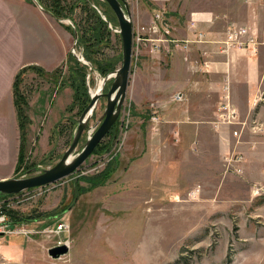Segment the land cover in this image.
Wrapping results in <instances>:
<instances>
[{
    "label": "rangeland",
    "instance_id": "1",
    "mask_svg": "<svg viewBox=\"0 0 264 264\" xmlns=\"http://www.w3.org/2000/svg\"><path fill=\"white\" fill-rule=\"evenodd\" d=\"M76 1L64 0L62 5L71 7ZM128 1L132 17H136L142 8L146 9V4L152 13L168 14L165 6L153 5L152 0ZM98 2L113 16L103 5V0ZM233 2L237 3L241 17L235 22L250 26L249 8L241 6L238 0H194L193 9L197 6L198 11H208L210 7ZM182 4L175 0L170 5L173 11H169L179 25L186 21L181 16L183 13H179ZM260 12L264 13V10L261 8ZM86 17L82 8L77 9L76 21L82 23ZM65 25L70 23L64 22ZM220 29L222 32L225 28ZM66 30L72 34L74 48V33ZM110 30L111 43L103 48L100 56L118 57V69L122 66V39L119 40V34ZM258 38L262 43L259 53L241 56L244 61L251 62L245 67L252 70L255 66L260 73V90L255 98L259 96L261 103L252 116L264 123V36L258 35ZM77 52L83 55V49L78 46ZM146 52L137 60L133 59V74L141 72L144 67L149 72H169V63ZM65 63L53 71L34 65L17 73L16 91L22 114L21 120L18 117V157L14 166L2 169L7 172L0 173L1 178L39 174L57 164L70 146L80 108ZM102 80L103 77L93 71L89 77V92L96 91ZM111 83H107L105 91L109 90ZM139 95L135 92V96ZM241 95L239 92L234 99L236 107L241 103ZM250 95L252 98L254 92ZM153 101L156 99L146 102L147 110H140L142 120L148 123L153 113L151 102L161 114L159 105ZM106 104V99L99 102L89 128L94 129L100 121ZM242 110H239L241 120L247 121L249 111L246 107ZM138 115L129 90L120 115L121 122L115 130L116 137L106 150L94 152L76 173L60 182L0 197V219L6 220L12 232L2 236L0 264H264V137L254 134L247 126L239 141L231 134L241 126L226 128L231 148L227 153L242 152L244 156L242 174L227 172L223 159L215 158V143L206 138L182 167L177 165L179 163L153 170L150 167L147 175L143 166L148 150L152 151L156 145L159 148L164 146L160 150L167 159L170 156L176 158L177 151L168 140L163 145L160 142L147 144L145 128H140L139 139L133 136L136 135ZM143 122L138 124L145 126L147 123ZM123 132H126L125 140ZM88 133L83 134L75 154L82 150ZM104 139L110 142L109 137ZM160 150L158 154L161 155ZM108 168L109 173L100 185L95 186L98 175ZM180 170L185 171L190 182L184 186L179 181ZM152 175L160 178V183H153ZM257 189L259 192L255 194ZM9 212L18 217L19 224L13 223L15 220ZM63 221L70 226L68 233H50ZM66 240L69 253L53 259L49 250ZM14 244L19 245L18 249H9V245ZM11 250L19 252L12 256Z\"/></svg>",
    "mask_w": 264,
    "mask_h": 264
},
{
    "label": "crops",
    "instance_id": "2",
    "mask_svg": "<svg viewBox=\"0 0 264 264\" xmlns=\"http://www.w3.org/2000/svg\"><path fill=\"white\" fill-rule=\"evenodd\" d=\"M152 1L153 5L158 7L165 6L164 10L167 9L168 13L166 17L177 26L175 36L178 38L191 35L188 26L192 20L197 21L199 27L210 37L218 38L223 37L231 22L241 19L236 2L210 7L208 11H198L197 6L193 9L194 0H177V4L183 2L179 13H183L181 16L186 18L184 25H179L178 20L169 12L173 11L170 5L174 4L175 0ZM238 2L241 6L249 8L250 26L255 28L258 35L264 36V13L260 12L261 8L264 10V0H238ZM33 3L26 0H0V173L7 172L2 169L14 166V160L18 157L19 125L14 99V82L17 73L26 66L34 65L53 71L67 60L73 48L72 34H69L70 32L68 33L63 26L64 22L56 20L44 11L35 0ZM146 9L139 10L138 15L133 17L134 22L141 24L152 22L156 12L152 13L147 4ZM222 26L225 29L220 32ZM212 47V44L201 46L209 49ZM146 51L151 52L153 58H160L169 63L170 70L149 72V69L144 67L141 72H134L129 90L139 115L138 121L135 122L136 135L133 136L139 139L140 128H145L147 144L160 142L163 145V142L168 140L169 144L176 146L177 157L170 156L168 160L160 150L164 146L159 148L156 145L161 155L155 147L152 151L148 150L143 172L148 175L150 167L153 170L166 164L172 167L179 163L177 165L182 167L185 160L196 153L206 138L213 140L217 149L215 158L222 161L227 150L231 149L230 134L228 135L226 127L216 128L212 124L216 119L222 84L225 78L229 77L234 99H237L239 92L242 94L241 103L237 107L239 106L241 110L246 107L250 113L255 94L260 90V73L257 72V68L253 66L251 70L245 67L251 62L244 61L242 52H232L228 57L215 55L211 58L213 61L211 71L205 73L198 69V63L203 60L199 48L185 52L176 50L173 46L171 48L165 46L160 52H152L149 47H145L142 53H147ZM135 92L140 93L139 97L135 96ZM177 92L185 93L187 99L180 103L174 102L172 97ZM251 92H254L252 98H250ZM155 99L156 101L153 102L159 105L162 119L158 126L151 121L148 123L142 120L143 113L140 111L146 108V102ZM139 122L147 124L144 126L138 124ZM173 159L178 161L174 162ZM178 173L179 181L183 186L190 183L185 177V171L180 170ZM0 179L4 178L0 177ZM152 179L153 183H160V178L152 175ZM18 246L9 245V249L11 247L18 249ZM17 252L19 251L11 250L10 254L13 256Z\"/></svg>",
    "mask_w": 264,
    "mask_h": 264
},
{
    "label": "built area",
    "instance_id": "3",
    "mask_svg": "<svg viewBox=\"0 0 264 264\" xmlns=\"http://www.w3.org/2000/svg\"><path fill=\"white\" fill-rule=\"evenodd\" d=\"M105 19V18H104ZM110 29L119 34L118 26L109 24ZM115 27V28H114ZM177 26L171 19H168L161 11H156L151 23L141 24L137 21L134 22V52L133 59H138L141 55L143 48L149 47L152 52H160L167 46L171 48L173 46L176 50L188 52L195 48H199L203 57L202 62L198 63V69L200 72L208 73L212 68V57L215 55L229 56L232 52H242V54L257 55L259 53L262 43L259 41L258 35L255 29L249 25H241L236 22H232L228 25L223 37L212 38L201 29L198 22L192 20L189 23L190 36L186 38H178L175 36ZM212 44V48H201L203 45ZM72 53L76 58L86 64L85 58L82 54L77 52V47ZM84 59V60H83ZM89 84V78H88ZM90 92H93L90 90ZM187 99V95L183 92H177L173 95L172 100L176 103L184 102ZM261 98L257 96L253 102V107L249 113V119L247 121L241 120V114L239 109L235 106L231 82L229 77H226L221 88V94L216 110V119L212 122L213 126L219 128L224 126L231 129L232 126H241L240 129L232 131L233 138H237L239 141L242 138L244 129L250 126L252 132L264 137V123L260 122L258 118H253L252 112L260 105ZM153 111L151 121L154 124L161 122V114L155 109V104H151ZM121 122V120H120ZM251 124V125H250ZM92 132V131H91ZM123 138L126 139V132H123ZM124 142V141H123ZM223 163L226 166L227 172H233L236 174H242L244 171L245 159L242 152H229L223 157ZM259 189L255 191L258 194ZM10 225L6 220L0 219V246L2 235L12 234L10 231ZM70 226L66 222H60L58 225L50 230V233L55 235H61L68 233ZM60 242L59 244L69 245V242Z\"/></svg>",
    "mask_w": 264,
    "mask_h": 264
},
{
    "label": "water",
    "instance_id": "4",
    "mask_svg": "<svg viewBox=\"0 0 264 264\" xmlns=\"http://www.w3.org/2000/svg\"><path fill=\"white\" fill-rule=\"evenodd\" d=\"M103 1L111 8L118 22V32L122 39V66L113 73L103 77L96 92H89L91 101L78 119L77 128L74 131L72 142L59 162L53 167L45 169L36 175L1 179L0 197L3 195H16L26 190L45 187L70 177L91 157L114 125L119 124L120 115L127 100L133 76L134 20L129 8L128 0ZM35 2L38 4L37 0H35ZM38 5L42 7L40 4ZM103 18L106 20L105 16H103ZM61 21L73 25L69 19ZM73 28L75 37L74 51L77 47L78 32L75 25H73ZM87 64L90 67V73L87 77L88 79L93 73V68L88 62ZM109 81H112L111 86L108 91H105ZM102 99H106L107 101L106 109L94 129L89 128L90 121ZM84 133H88L87 141L82 150L75 154ZM68 253L69 247L65 244L57 245L49 250V255L53 259H59Z\"/></svg>",
    "mask_w": 264,
    "mask_h": 264
},
{
    "label": "trees",
    "instance_id": "5",
    "mask_svg": "<svg viewBox=\"0 0 264 264\" xmlns=\"http://www.w3.org/2000/svg\"><path fill=\"white\" fill-rule=\"evenodd\" d=\"M38 4H40L43 9L51 14L56 20L61 21L65 19L71 20L73 25L77 28L78 36H77V46L83 49V56L85 60L91 65L93 71H97L102 77H106L110 73H113L117 70V64L119 62L118 57L114 56L111 58H102L100 53L103 51V48L110 45L111 41V33L112 31L109 28V24H113V26H118V22L116 17L114 16L113 11L110 9L108 4L104 2L103 5L107 7L112 13L113 16L105 11L102 7H100L98 0H77L71 7H65L62 5L64 0H37ZM98 8H96V7ZM82 8V10L87 14V17L84 19L82 23L76 21L75 13L77 9ZM101 8V9H100ZM106 17V20L103 18ZM73 25H65V27L74 33ZM119 40L121 36H119ZM66 66L68 71L72 76V82L74 87V96L79 106L80 116L88 106L91 101V97L89 94L88 88V74L90 73V67L80 62L73 53H69L66 60ZM27 67L22 68L19 72H24ZM56 72V71H55ZM19 75V74H18ZM16 77L14 83V94H15V103L19 108L21 101L17 97L16 91ZM22 97V96H21ZM21 99V98H20ZM17 108V109H18ZM20 112V108L18 109V117L19 120L22 117ZM21 116V117H20ZM78 120H76L77 125ZM119 126V124H115L111 131L108 133L106 137L110 138V142L107 143L105 139L100 143V145L96 148L94 152L104 151L111 145V140L116 137L115 130ZM76 127H74V131ZM21 131H24L21 122ZM110 168L107 171L102 172L98 175V180L95 181V186L101 184L105 176L109 173ZM5 196V195H4ZM2 197V196H1ZM13 212H9V216L15 220V224H19L20 220H18L16 216L12 215ZM13 243L18 244L15 239H12Z\"/></svg>",
    "mask_w": 264,
    "mask_h": 264
},
{
    "label": "bare ground",
    "instance_id": "6",
    "mask_svg": "<svg viewBox=\"0 0 264 264\" xmlns=\"http://www.w3.org/2000/svg\"><path fill=\"white\" fill-rule=\"evenodd\" d=\"M100 84H101V82L99 83V85H100ZM98 88H99V87H98ZM98 88H97V90H98ZM97 90H96V91H97ZM92 91H93V93L96 92V91H94V90H92Z\"/></svg>",
    "mask_w": 264,
    "mask_h": 264
},
{
    "label": "flooded vegetation",
    "instance_id": "7",
    "mask_svg": "<svg viewBox=\"0 0 264 264\" xmlns=\"http://www.w3.org/2000/svg\"><path fill=\"white\" fill-rule=\"evenodd\" d=\"M111 9V8H110ZM120 35V34H119Z\"/></svg>",
    "mask_w": 264,
    "mask_h": 264
}]
</instances>
